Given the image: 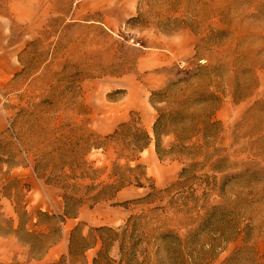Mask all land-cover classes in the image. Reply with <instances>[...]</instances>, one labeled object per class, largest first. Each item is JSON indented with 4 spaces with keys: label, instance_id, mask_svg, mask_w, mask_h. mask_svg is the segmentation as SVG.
I'll return each instance as SVG.
<instances>
[{
    "label": "rangeland",
    "instance_id": "rangeland-1",
    "mask_svg": "<svg viewBox=\"0 0 264 264\" xmlns=\"http://www.w3.org/2000/svg\"><path fill=\"white\" fill-rule=\"evenodd\" d=\"M57 1L1 102L9 264H264V0H82L75 39ZM175 35L192 56L146 86Z\"/></svg>",
    "mask_w": 264,
    "mask_h": 264
},
{
    "label": "crops",
    "instance_id": "crops-1",
    "mask_svg": "<svg viewBox=\"0 0 264 264\" xmlns=\"http://www.w3.org/2000/svg\"><path fill=\"white\" fill-rule=\"evenodd\" d=\"M0 140L6 135V117L2 112V101L5 91L21 72V56L25 50L29 49L31 43L37 39H49L50 24L55 17L53 5L49 0H0ZM57 12V37L66 39L67 21L74 26L68 27V31L75 33L80 31L77 22L82 20V0H58ZM94 16H89L90 21ZM42 35V36H41ZM185 36V35H184ZM184 36H174L162 41V46L157 50L140 53L137 60V67L145 71L147 67L152 70L151 75H147L150 81L146 86L158 89L165 81L161 75L163 67L170 64L171 60L179 57L188 59L193 54L194 42L185 39ZM167 45V47H166ZM175 56V57H174ZM0 146V166L13 167L11 161L3 159V151ZM24 248L15 234L10 231L5 234L0 233V264H9Z\"/></svg>",
    "mask_w": 264,
    "mask_h": 264
},
{
    "label": "trees",
    "instance_id": "trees-1",
    "mask_svg": "<svg viewBox=\"0 0 264 264\" xmlns=\"http://www.w3.org/2000/svg\"><path fill=\"white\" fill-rule=\"evenodd\" d=\"M164 120V116L161 115L157 118L154 126H153V139H154V142H155V147L156 149L158 150L159 147H158V139L159 137L163 134L162 132V122ZM143 137V140H144V146L147 145L151 139L149 138L148 134H143L142 135Z\"/></svg>",
    "mask_w": 264,
    "mask_h": 264
}]
</instances>
